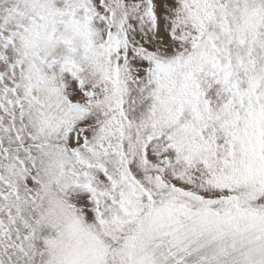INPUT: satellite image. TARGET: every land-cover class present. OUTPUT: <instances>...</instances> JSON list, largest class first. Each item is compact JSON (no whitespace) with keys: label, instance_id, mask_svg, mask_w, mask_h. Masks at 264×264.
I'll return each mask as SVG.
<instances>
[{"label":"snow or ice","instance_id":"1","mask_svg":"<svg viewBox=\"0 0 264 264\" xmlns=\"http://www.w3.org/2000/svg\"><path fill=\"white\" fill-rule=\"evenodd\" d=\"M0 264H264V0H0Z\"/></svg>","mask_w":264,"mask_h":264}]
</instances>
